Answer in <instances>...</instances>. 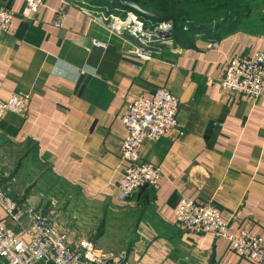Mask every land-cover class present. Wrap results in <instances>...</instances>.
<instances>
[{
  "label": "crops",
  "instance_id": "0c3cea01",
  "mask_svg": "<svg viewBox=\"0 0 264 264\" xmlns=\"http://www.w3.org/2000/svg\"><path fill=\"white\" fill-rule=\"evenodd\" d=\"M62 1L44 0L27 20L22 1L0 0L12 11L0 33V99L29 95L25 117L0 120V187L59 233L89 239L120 263L250 264L224 239L183 231L174 213L180 198L210 204L232 236L264 240V91L253 100L218 86L229 60L264 50V32L244 17L218 49L196 37L141 61L128 54L136 46L129 36L80 11V2L99 10L86 0H67L64 24L50 26ZM158 89L178 100L184 136L142 144L139 161L158 167L160 180L120 203V117L131 99ZM0 222L27 241L26 225L12 226L1 211Z\"/></svg>",
  "mask_w": 264,
  "mask_h": 264
},
{
  "label": "built area",
  "instance_id": "2783aa9c",
  "mask_svg": "<svg viewBox=\"0 0 264 264\" xmlns=\"http://www.w3.org/2000/svg\"><path fill=\"white\" fill-rule=\"evenodd\" d=\"M24 4L23 17L33 20L44 0H20ZM69 2L72 0H68ZM67 0H63L50 26L60 29L66 19ZM84 3V2H83ZM80 2V11L90 20L104 27L112 35H127L136 46L128 52L141 61H149L162 49L177 51L172 36L171 21H145L131 11L108 8L89 10ZM12 11L0 6V33L9 30ZM189 21L182 26L188 30ZM98 46L97 42H93ZM219 41L206 40L205 48L215 50ZM222 91L242 95L253 100L264 91V50L251 57H235L225 66L223 78L218 83ZM29 103L28 94H14L0 99V120L5 115L25 117ZM178 100L165 89L156 90L149 98L131 99L120 123L125 136L119 148L124 167L120 173L116 192L117 200L124 203L144 187L156 189L161 177L158 167L139 161V151L144 142L155 143L161 138L184 133L177 123ZM0 211L14 227L26 225L27 241H23L14 228L0 222V259L4 264H129L121 259H108L89 239H70L59 233L49 220L33 207L20 206L6 190L0 187ZM175 223L189 234H210L227 241L230 251L250 264H264V240L242 231L236 236L229 233L227 223L212 205H200L180 198L174 213Z\"/></svg>",
  "mask_w": 264,
  "mask_h": 264
},
{
  "label": "trees",
  "instance_id": "16d2710c",
  "mask_svg": "<svg viewBox=\"0 0 264 264\" xmlns=\"http://www.w3.org/2000/svg\"><path fill=\"white\" fill-rule=\"evenodd\" d=\"M156 16L173 21V38L183 46L189 39L200 36L204 40L219 41L227 30H234L243 22L245 12L242 0H125ZM100 8L130 11L114 5L113 0L91 1ZM141 18V17H140ZM148 22V20L144 19ZM189 21L188 30L181 28ZM252 30L264 32V22Z\"/></svg>",
  "mask_w": 264,
  "mask_h": 264
},
{
  "label": "rangeland",
  "instance_id": "374dc122",
  "mask_svg": "<svg viewBox=\"0 0 264 264\" xmlns=\"http://www.w3.org/2000/svg\"><path fill=\"white\" fill-rule=\"evenodd\" d=\"M86 1L94 5V3L91 1H96V0H86ZM242 6H244L245 8L243 9L245 12L244 20H247L248 24H251V25L254 24V26H250V27H255L256 24L259 25L260 23L264 22V0H242ZM100 9H103V8H100ZM164 21H171V20L166 19ZM171 25L174 30L175 24L173 23V21H171ZM173 30H172V34H173ZM196 37L201 38L200 36H196Z\"/></svg>",
  "mask_w": 264,
  "mask_h": 264
},
{
  "label": "water",
  "instance_id": "95a60500",
  "mask_svg": "<svg viewBox=\"0 0 264 264\" xmlns=\"http://www.w3.org/2000/svg\"><path fill=\"white\" fill-rule=\"evenodd\" d=\"M113 3L115 6L121 7L124 9H128L131 12H133L135 15H137L138 17H141V18L146 19L148 21L162 22V21L166 20L165 17L156 16L152 13L146 12V11L140 9L139 7H137L135 4L128 2V1H125V0H113Z\"/></svg>",
  "mask_w": 264,
  "mask_h": 264
}]
</instances>
